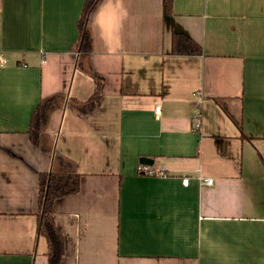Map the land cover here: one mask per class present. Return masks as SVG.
Returning <instances> with one entry per match:
<instances>
[{
	"label": "crops",
	"instance_id": "1",
	"mask_svg": "<svg viewBox=\"0 0 264 264\" xmlns=\"http://www.w3.org/2000/svg\"><path fill=\"white\" fill-rule=\"evenodd\" d=\"M84 1L0 0V264H47L37 177L51 158L26 131L40 99L93 93L75 66ZM89 29L100 106L47 127L81 176L53 205L61 264H264V0H173L168 17L162 0H101ZM173 30L202 55H171ZM144 159L169 176L138 175Z\"/></svg>",
	"mask_w": 264,
	"mask_h": 264
},
{
	"label": "trees",
	"instance_id": "2",
	"mask_svg": "<svg viewBox=\"0 0 264 264\" xmlns=\"http://www.w3.org/2000/svg\"><path fill=\"white\" fill-rule=\"evenodd\" d=\"M101 0H85L77 21L78 39L74 45L77 52L76 68L91 77L94 83L93 93L84 102L55 93L39 100L33 108L26 133L31 144L41 153L50 156L51 168L40 172L37 177L36 236L46 244L47 264H61L65 253L64 238L55 224L53 205L55 201L76 195L80 190V174L73 160L55 150L54 143L47 134L51 115L67 108L73 113L85 116L95 112L101 103L105 79L87 66L93 49V38L89 29L90 18ZM173 0H162L163 16L172 12ZM202 47L188 35L172 31L170 54L173 56H200ZM220 103V101L218 100ZM240 129V125L238 124Z\"/></svg>",
	"mask_w": 264,
	"mask_h": 264
},
{
	"label": "built area",
	"instance_id": "3",
	"mask_svg": "<svg viewBox=\"0 0 264 264\" xmlns=\"http://www.w3.org/2000/svg\"><path fill=\"white\" fill-rule=\"evenodd\" d=\"M161 110L160 105L155 106L154 113L156 115H159ZM136 173L141 176H147V177H168V173L164 169H153L150 165L139 163L136 166ZM198 181L202 184H205L207 186H211L213 184V180L211 178H198ZM183 186H187L189 183V179L187 177H184L181 181Z\"/></svg>",
	"mask_w": 264,
	"mask_h": 264
},
{
	"label": "water",
	"instance_id": "4",
	"mask_svg": "<svg viewBox=\"0 0 264 264\" xmlns=\"http://www.w3.org/2000/svg\"><path fill=\"white\" fill-rule=\"evenodd\" d=\"M146 162H147V160H141V163H144V164H146ZM148 163V162H147Z\"/></svg>",
	"mask_w": 264,
	"mask_h": 264
}]
</instances>
